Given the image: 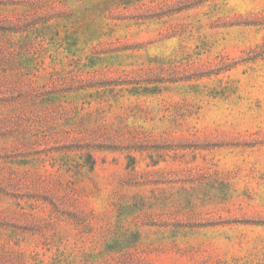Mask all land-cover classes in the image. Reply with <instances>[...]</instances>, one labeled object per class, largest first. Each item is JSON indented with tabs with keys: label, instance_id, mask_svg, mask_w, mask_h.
Segmentation results:
<instances>
[{
	"label": "rangeland",
	"instance_id": "rangeland-1",
	"mask_svg": "<svg viewBox=\"0 0 264 264\" xmlns=\"http://www.w3.org/2000/svg\"><path fill=\"white\" fill-rule=\"evenodd\" d=\"M0 264H264V0H0Z\"/></svg>",
	"mask_w": 264,
	"mask_h": 264
}]
</instances>
